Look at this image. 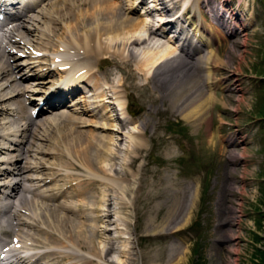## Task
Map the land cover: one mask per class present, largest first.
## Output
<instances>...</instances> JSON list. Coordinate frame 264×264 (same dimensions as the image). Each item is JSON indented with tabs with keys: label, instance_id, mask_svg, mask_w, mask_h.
<instances>
[{
	"label": "bare ground",
	"instance_id": "bare-ground-1",
	"mask_svg": "<svg viewBox=\"0 0 264 264\" xmlns=\"http://www.w3.org/2000/svg\"><path fill=\"white\" fill-rule=\"evenodd\" d=\"M8 1L11 0H0L3 4ZM47 1L22 0L23 4L20 2L15 7L17 10L12 6L14 2L7 5V12L15 9L19 18L0 38V139L9 143L1 140L4 143L0 145V155L8 152V158L0 159V249L8 248L9 264H136V248L132 244L129 250L119 246L124 242L121 228L129 227L127 220L134 216V211H146L150 215L158 212L159 215L162 207L170 205L168 194L172 191L161 187L166 183L174 185L169 173L166 176L157 173L150 181V168L143 169L138 165L147 149L153 116L179 115L196 128L206 125L210 130L213 126L211 110L217 105L218 95L226 101L222 109L224 113L234 107L233 111L239 115L247 103L244 96L235 100L236 90L233 89L227 96L219 94V85L223 82L215 78V72L226 63L220 56L222 51L219 54L214 49H207L219 39L214 34L213 23H224L225 9L231 11L232 1H220L223 8L220 11L212 8V12L219 16L218 19L212 18V25L198 18L195 12L207 3L211 4V0H153L154 9H148L145 15L138 13V17L134 14L139 0H80L78 9L73 8L71 14L60 18V15L55 18L47 9V3H51ZM37 3L35 7L30 6ZM183 6L188 7V17L180 14ZM173 10L175 14L168 15ZM156 13L162 17L160 22H165L160 28L163 33L171 27L174 30L171 39L176 40V45L154 44L159 31L155 30L151 19ZM63 17L74 20L71 25L64 24V40H59L61 36L58 39L60 34L54 25L39 27L43 24L42 18L59 24ZM194 20L196 25H193ZM231 34V37H239L235 32ZM193 40L202 42V45L195 46ZM150 44H153L152 48L148 47ZM180 44L182 48L179 50ZM191 45L193 52L187 51ZM141 46L146 51L142 54L140 50L142 57L138 58L133 49ZM47 56L48 60L43 61ZM54 74L59 75L58 80L53 78ZM34 76L38 80L29 82ZM66 78L71 80L64 83ZM46 88L54 91L47 101L57 99V103L66 91H83L73 103L62 102H66V108L72 107L70 110L45 115L51 112L47 111L34 117L35 108L29 112L26 102L32 104L35 100H44L33 96L45 93ZM85 88H89L87 94ZM132 92L149 108L142 105L141 111L147 113L141 117L147 115V118H142L136 130L124 133L126 125L138 121V117L132 120L126 117L127 100L132 98ZM51 105L47 104L45 108ZM101 109H104L103 113ZM108 112H112L110 116ZM89 118L98 120L93 132L83 130L92 123ZM61 121L67 122L68 126L61 127ZM214 136H211L209 145L219 151L221 158L229 154V165L244 158L246 149L239 150L240 154L231 149L236 150L237 142L231 140L226 148ZM125 138L131 158L129 164L121 163L122 170L118 171L115 166L122 158L121 145ZM128 167L132 172L127 171ZM243 168L246 173L248 166L245 164ZM142 172L136 195L131 194L134 190L127 181L135 177L134 182ZM120 179L127 184H121ZM99 183L105 186V191L95 197L91 193ZM190 190L187 211L184 207L185 212H179L185 200L181 204L179 195L182 196L183 192L176 190L178 194L175 193L167 216L158 224L149 219L145 230L149 236L174 235L190 224L199 187ZM228 191L235 192L236 188L231 187ZM221 195L216 227L220 240L228 233H236L231 230L236 220L241 224L232 207L224 220L227 210L225 190ZM242 195L246 196L245 190ZM62 197L65 200L59 202ZM78 197L83 199L75 204ZM78 211L83 215L80 216ZM69 212H74L73 216ZM113 216L119 219L113 222ZM176 218L183 223L170 228ZM222 222L227 223L224 226ZM111 223L116 224L114 231L120 234L117 238L111 236ZM31 251L37 252L23 255ZM172 251L168 264L186 263L188 249L176 246ZM228 252L235 253L233 249ZM121 256H125L126 261H120ZM141 259L143 264H160L156 262H161L163 255L143 253Z\"/></svg>",
	"mask_w": 264,
	"mask_h": 264
},
{
	"label": "rangeland",
	"instance_id": "rangeland-1",
	"mask_svg": "<svg viewBox=\"0 0 264 264\" xmlns=\"http://www.w3.org/2000/svg\"><path fill=\"white\" fill-rule=\"evenodd\" d=\"M112 1L115 2L116 0ZM133 1L135 2V0ZM152 1L153 0H146V3L149 2V4H151ZM220 1L222 0H211V4L207 3L206 7H214L212 3L216 4L215 7H217ZM231 1V11L234 13L231 14V11L225 9V20H230L233 24L236 25L237 23L240 26L237 25V35L239 37L227 36L226 33L217 26V32H219L224 39L219 44L217 43L218 45L215 44V46H213V43L207 47V49H214L218 51L219 54L221 53L220 51H222L220 56L225 63H228L227 65L230 66L227 67L226 64H223L215 72V78L223 82L219 85V94L223 93L227 96L230 93L229 90L233 89L236 90L234 95L235 100L244 96L247 103L239 115L233 111L234 107H230L232 110L224 113L222 109L225 107L226 101L221 100L220 95H218L217 105L211 110V114L213 115V126L210 130H208L206 125L201 128H196L186 120L184 121L183 117L179 115L174 116L167 113L164 116H153L148 130L147 149L143 153V158L138 165L143 169L150 168L149 170L147 169L150 181L154 180L153 177L155 178L157 173L162 176H166L169 173L173 179L171 182L174 185L168 186L170 183H166V186L163 185L161 187L162 189L166 187L171 188L172 191L168 194L170 205L162 207L163 211H161L159 215L158 212L150 215L146 211L145 213H137L134 211V216H130L127 220L130 225H126L129 227L123 226L121 228V230L124 231V242L119 246L125 250H129V247H132V245L136 248V264H143L141 259V254L143 253L149 254V256L150 254L153 256L163 255V260L156 263L168 264L169 257L173 253L172 249L176 246L189 250L187 256L188 260L185 264H264V0ZM47 2L51 3L48 4ZM47 2V9L53 12L55 18L56 15H60L58 16L59 18L61 15L68 16L67 13L71 14L73 8L78 9L79 7L77 6H80V0H48ZM139 3L140 2H137L136 9L139 7V9L143 11ZM225 4L228 5L227 3ZM57 5L59 9L61 8L60 11ZM54 7L55 9H53ZM39 8H37V10H39ZM138 12L139 10H137V13ZM227 13H230L229 16ZM213 14L217 13L214 12ZM154 15V17L157 18L160 13ZM134 17H138L136 12ZM41 20L43 24H40L39 27H51L52 25L56 27L55 29L58 34H60L58 39L61 36L59 40H64L66 38L64 24L71 25V22H74V20L71 21V19H67L66 17H63L62 23L59 24H53L45 18ZM66 25L65 27H67ZM236 38L239 40L237 41ZM156 43L158 46L165 45L169 47L166 36L156 37L154 44ZM150 45L151 46L148 47L152 48L153 44ZM141 47L133 49L139 56L138 58H141L142 54L146 51L144 47H142L143 49H141ZM140 50L142 54H139ZM230 50H233V52ZM235 57H237V59ZM48 58L47 56L44 59L48 60ZM239 59H241V61ZM107 67L106 65L105 68ZM109 69L112 70L113 67H109ZM119 76L122 77V74H119ZM239 90L241 91L239 92ZM24 99L26 100V98ZM127 102L126 117L130 120L138 117V121L135 123L130 122L126 125L123 131L124 133L136 130L140 126L142 120L147 118V115L141 117L142 114L147 113L146 111L145 113L141 111V106L144 105L146 108H149V105L147 103H142L138 95L134 92H132V98L128 99ZM26 105L29 108L28 111L31 112L32 106L30 107L29 102H26ZM158 105L161 106L160 102ZM64 110L66 109L61 110V112ZM101 111L103 113L104 109H101ZM111 113L112 112L109 113V116ZM119 113L122 114L121 112ZM227 114L229 116H227ZM90 119L91 118L88 120ZM91 120L92 123L88 127L83 128L84 131L90 129L89 131L93 132V130L96 129L94 125H96L95 123L98 120ZM222 122L225 126L222 125ZM60 123L63 128L68 126L67 122L61 121ZM212 135H216L217 141L220 140L219 144L225 145L226 148L230 146L229 142L231 140L237 142L238 147L236 150L234 148L231 149L237 154L241 153L239 150L246 149V151L243 152L244 158L237 164L229 165L227 159L229 154L221 158L218 154L219 151L209 145ZM1 140L4 139H0V145H3L2 143L4 142L9 144L8 141L4 140L3 142ZM128 145V140L125 138V141L123 140L121 145L123 150L121 153L122 158L115 166L118 171L122 170L120 166L121 163L129 164L131 154L126 150ZM5 153L6 154L0 155V159L8 158V152ZM245 164L248 168H246V173H243L245 171L243 168ZM235 170L237 171L236 173H234ZM127 171L132 172V169L128 167ZM143 173L144 172L140 173L141 176L138 174L134 182L133 179L135 177L127 181L135 192L132 191L131 194L136 195L139 179L142 177ZM120 183L123 185L127 184L121 179ZM194 186L199 187V195L196 200V206L194 207L195 212L190 224L182 232L174 235L149 236L145 231L146 227L149 225V219L152 218L155 224H158L160 220L167 216L168 209L172 203H174L176 190H179V193L181 191L183 192L182 196L179 195L181 204H183L182 202L185 200L184 206L179 205V212L187 211L189 206L188 197L192 191L190 188ZM231 187H235L236 191H228ZM94 189L91 195L98 197V195H101L102 191H105V186L99 183ZM223 190H225L226 193V198H224V200L227 203V210H225L226 216H223L224 220L228 217V209L232 207L237 211L235 216L241 219V224L239 225L236 220L231 228V230L236 233H228L226 234V238L222 237L220 240L216 235V227L219 224L218 212L220 209L218 203L221 199ZM243 190L246 191V196L244 197L242 195ZM184 191H186L185 194ZM177 194L178 193H176V196ZM182 198L184 199L182 200ZM82 199L83 197L76 198L74 200L75 204ZM62 200H65L64 197H62L59 202ZM239 205H242V208H240ZM184 207L187 208L184 210ZM124 211H126V209ZM73 213L74 212H69V215L73 216ZM78 214L80 216L83 215L81 211H78ZM118 219V216H113L112 218L113 222H116ZM177 221H179L178 218L175 219V223L173 226H170V228L177 227L180 223H183L182 220L179 222ZM222 223H224L222 225L225 226L227 222ZM115 228L116 224L114 225L111 223L109 227V230H111V232L113 231L111 236L117 238L120 234L114 231ZM129 237H131L130 240ZM232 239L234 240L232 241ZM230 249H233L235 253L240 252V254L229 253L228 251ZM131 252L134 253L133 250H131ZM114 256L119 255L114 254ZM120 261H126V257L121 256Z\"/></svg>",
	"mask_w": 264,
	"mask_h": 264
}]
</instances>
